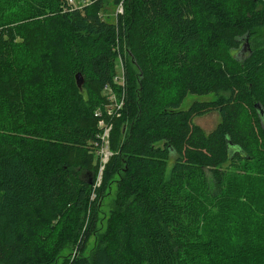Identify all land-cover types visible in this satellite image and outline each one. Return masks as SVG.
<instances>
[{"label": "trees", "instance_id": "16d2710c", "mask_svg": "<svg viewBox=\"0 0 264 264\" xmlns=\"http://www.w3.org/2000/svg\"><path fill=\"white\" fill-rule=\"evenodd\" d=\"M87 1L0 0V264H49L43 226L58 251L83 236V253L117 175L109 226L92 256L69 264H264V208L236 251L202 237L199 208L264 189L261 1L243 0L237 13L221 0H111L124 3L114 22L102 15L109 0ZM245 40L252 48L238 62L232 51ZM122 48L124 85L114 80ZM224 51L234 70L219 65ZM104 86L123 105L118 122L105 117L113 154L95 187L81 173L94 180L100 168ZM189 93L217 98L183 109ZM212 111L221 120L206 131L197 118Z\"/></svg>", "mask_w": 264, "mask_h": 264}, {"label": "rangeland", "instance_id": "374dc122", "mask_svg": "<svg viewBox=\"0 0 264 264\" xmlns=\"http://www.w3.org/2000/svg\"><path fill=\"white\" fill-rule=\"evenodd\" d=\"M225 2L232 11L237 13H243L246 6L243 0H221ZM261 3L258 4V7L264 6V0H260ZM83 3V0H75L76 6H79ZM124 9V3L114 5L111 0L107 2L102 11V15L104 18L110 21H116V13L118 11ZM35 37V41H32L34 47H37L42 39H39V33L33 31L31 36ZM258 40L260 42H264V28L259 30ZM252 43L248 40H245L240 49L237 51H232L233 58L236 57L237 61L243 60L247 53L251 50ZM228 51H224L221 57L218 60L219 65L226 71L234 70L235 63L230 60V56ZM128 53L125 48L120 50V56L118 58V66H117V74L119 77H122L123 64L127 63ZM217 98V95L214 93L207 95H198L189 93L185 98L182 108L188 109L194 101H204V100H214ZM119 117H113L112 122H118ZM221 117L218 111H212L203 117L197 118V123L202 126L206 131L212 130L216 125L220 122ZM241 123L243 125H250L251 116L248 112H245L241 118ZM111 131H109V137H111ZM110 142V138L108 139ZM113 152L111 149H108L106 152V157L101 152L100 158V168L97 170L95 176L96 178L93 180L92 172L88 174V172L82 171L81 176L90 182V184L95 187H100L104 181V166L109 161ZM120 177L115 176L108 184L106 192L103 198L100 201L99 211H98V224L96 231L89 238L86 248L83 253L79 251V243L80 239L70 240L66 242L63 247L58 251V243L56 241V231L49 227H42V236L38 237L40 240L39 244L43 246V249L48 253L49 264H69V262L74 259L76 256L80 254L83 256H92L95 248L99 242L100 237L104 234L107 227L109 226L110 219L114 215L116 211V200L118 194V180ZM255 187L254 185H251ZM194 193L198 196L199 187L197 184L192 186ZM256 188V187H255ZM248 194V193H247ZM93 198L95 196H92ZM199 208L201 213V231L202 237L204 239H220L221 243L227 251H236L239 248L241 241L245 239L247 231L253 226V223L257 220L259 222V217L257 215V211L259 208H264V189L258 191L257 189L246 196L241 200V204H234L227 206V208L217 207V205H213V203L207 204L203 202H199ZM86 224L83 228L86 229ZM223 256H227L226 253H221L219 261H222Z\"/></svg>", "mask_w": 264, "mask_h": 264}, {"label": "built area", "instance_id": "2783aa9c", "mask_svg": "<svg viewBox=\"0 0 264 264\" xmlns=\"http://www.w3.org/2000/svg\"><path fill=\"white\" fill-rule=\"evenodd\" d=\"M68 3L71 5H75V0H68ZM87 3V0H83V4ZM123 5V3H121ZM123 9L118 11V13H122ZM124 67L122 66V69ZM115 82H117L120 85H124V78L119 77L118 75L115 76ZM104 92L107 95V101L105 110L98 109L96 110L95 114L100 118L99 124L102 128V132L100 133V138L102 139V148L100 149L101 152L106 156V152H108L109 149V131L113 128V123H108L105 119L106 116H113V117H121L122 112L120 111V108L123 105V99L119 100L114 90L111 88V86H104Z\"/></svg>", "mask_w": 264, "mask_h": 264}, {"label": "water", "instance_id": "95a60500", "mask_svg": "<svg viewBox=\"0 0 264 264\" xmlns=\"http://www.w3.org/2000/svg\"><path fill=\"white\" fill-rule=\"evenodd\" d=\"M76 82H77V85L82 88L83 84H84V78H83V75L81 73H78L76 75ZM256 108L258 109L259 113H261L263 116H264V108L262 107V105L260 103H257L256 104ZM231 154L233 156L234 154V151L231 150Z\"/></svg>", "mask_w": 264, "mask_h": 264}, {"label": "bare ground", "instance_id": "6f19581e", "mask_svg": "<svg viewBox=\"0 0 264 264\" xmlns=\"http://www.w3.org/2000/svg\"><path fill=\"white\" fill-rule=\"evenodd\" d=\"M67 2H68V0H67ZM88 2V1H87ZM86 4V3H85ZM81 5H83V3L81 4ZM81 5H79V6H81ZM73 6H76V4L75 5H73Z\"/></svg>", "mask_w": 264, "mask_h": 264}]
</instances>
